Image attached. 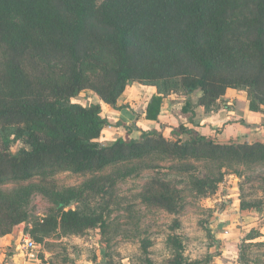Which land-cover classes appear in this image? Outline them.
<instances>
[{
	"label": "trees",
	"instance_id": "obj_1",
	"mask_svg": "<svg viewBox=\"0 0 264 264\" xmlns=\"http://www.w3.org/2000/svg\"><path fill=\"white\" fill-rule=\"evenodd\" d=\"M102 54L112 60L107 66ZM133 84L156 89L145 108L148 120L157 119L163 97L178 94L187 97L181 110L191 114L192 122L193 107L214 110L228 88L245 91L249 109L261 111L264 0H0V236L23 223L24 232L41 244L51 235H82L103 221L80 188L57 189L47 180L57 173L96 178L108 169L113 186L118 179L110 174L135 176L149 166L150 157L175 167L188 168L193 160L218 168L232 163L264 167V142H219L182 123L169 138L155 130L130 138L124 125V137L103 143L100 138L110 124L100 104L74 98L90 90L115 107ZM195 91L193 105L189 96ZM16 142L25 146L12 152ZM35 176L41 177L38 183L32 181ZM222 177L220 170L215 176H187L191 191L200 193H213ZM155 182L157 187L145 188L142 203L177 214L178 189L163 176ZM8 183H16L15 188L3 190ZM36 190L53 198L41 220L28 212L29 196ZM101 229L110 264V237L106 226ZM258 237L245 238L239 264H264L247 255ZM165 242L174 245L175 264H199L182 262L175 236ZM151 245L152 240L141 239L137 264H153Z\"/></svg>",
	"mask_w": 264,
	"mask_h": 264
},
{
	"label": "rangeland",
	"instance_id": "obj_2",
	"mask_svg": "<svg viewBox=\"0 0 264 264\" xmlns=\"http://www.w3.org/2000/svg\"><path fill=\"white\" fill-rule=\"evenodd\" d=\"M101 61L103 66H107L112 60L109 56L102 54ZM243 92L248 98L246 92ZM197 95L198 91H195L190 94L189 99ZM184 98L183 104L187 99ZM96 99L97 96L90 90H84L74 98L82 104L94 102ZM131 104L136 109L141 107L142 102ZM126 105L129 106V104ZM102 113L101 108V115ZM103 117L107 119L106 116ZM122 120H125V117ZM132 123H134L133 119L128 124L132 126ZM109 124L113 129L117 127V124L110 122ZM178 124L179 122L175 127ZM187 126L193 127L189 124ZM171 131L170 126H165L159 132L169 138ZM142 132L135 133L133 137L139 138ZM104 134L110 136L111 132L105 127ZM210 134V137L219 142L237 141L233 139V136L222 138L219 134V137H216L217 133L212 131ZM184 137L186 135H183ZM107 142L110 141L103 143ZM24 146L21 142H16L11 145L10 149L15 152ZM191 163L192 165L188 168L182 165L175 167L169 160L163 161L157 157H150L147 160L149 166L142 167L135 176L128 177L126 174L125 177L119 178L110 174L112 179H118L113 186L108 184L110 182L108 169L98 173L96 178L89 175L75 176L69 172L57 173L47 178L57 189L80 188L83 191L84 200L89 203L88 206L96 207L102 213L103 221L99 222L95 228L86 230L82 235L61 237L51 235L41 244L34 241L42 248L39 262L82 264L83 259L89 257L87 253L92 248L78 249V244L88 242L87 245H92L96 237L100 235L102 238V226H106V237H110L109 245L112 247L110 264H131L132 261L134 264L140 263L142 260L140 244L143 238L152 240L148 257L153 264H175L174 245L165 242L170 236H175L181 243L180 254L183 257L181 258L183 263L199 260V264H229L228 262L239 264V252L245 248V245H248L244 242L245 238L258 234L259 237L254 240L256 245L247 247V255L252 259L263 260L264 211L255 209L254 205L259 204L260 207H264V167L261 165L248 167L232 163L218 168L217 164L205 160H193ZM218 170L223 172V177L217 183L213 193L191 191L187 176H215ZM159 176L171 181L170 183L179 191L180 199L177 203L180 211L177 214L157 208H148L141 201L146 187L149 185L157 187V182L152 184V180ZM40 178V176H35L32 181L38 183ZM15 186L16 183H8L3 186V190L9 191ZM72 202L73 206L75 202ZM53 205L52 197L36 190L29 196L28 212L41 220ZM27 226L30 228L31 224ZM224 228H229L233 235L223 237ZM228 241H234L235 244L227 248L224 243ZM44 253H52L47 261L44 259ZM121 253L132 256V261L128 258L129 256L121 259Z\"/></svg>",
	"mask_w": 264,
	"mask_h": 264
},
{
	"label": "crops",
	"instance_id": "obj_3",
	"mask_svg": "<svg viewBox=\"0 0 264 264\" xmlns=\"http://www.w3.org/2000/svg\"><path fill=\"white\" fill-rule=\"evenodd\" d=\"M136 85L133 84L126 87L115 107L104 104L98 97L94 100V102L100 104L103 112L102 116H106L110 123H120L115 129L111 128V126L106 127V130L110 131L111 135H105L103 130L100 141L111 142L117 137H124L126 135L124 125L128 126L131 130L129 137L135 138L133 137L134 134L140 133V131H161L165 126H170L173 129L179 122V124L182 123L186 127H188V124L189 126H193L188 128L194 129L205 136H210V132L212 131L217 133L215 134L216 137H219L220 134L222 138L225 136H233V139L237 141L259 140L264 142V109L261 111H251L248 107L249 100L241 90L228 88L225 94L217 101L216 108L212 111L205 112L201 106L193 107L194 116L193 121L190 122L188 119L191 114L183 113L181 110L183 101L185 100L184 97L186 96L178 94H169L162 98L160 113L156 120L146 119L145 108L147 103L151 100V97L156 95V89L153 86ZM132 102H136V104L142 102V105H140V108L138 107L135 109L133 104H131ZM191 102L195 105L197 97H193ZM126 104H129V106ZM188 114H190V116ZM124 117L125 120H122ZM131 119H133L134 122L132 126L128 124ZM175 122L177 123L175 124ZM225 230L229 232L228 234H224L223 232V237L233 235L229 228H224L223 231ZM22 231H24L23 223L14 228L11 233L0 236V264H49L48 262H39V254L42 250L40 245L36 248V260H30L26 257V252L22 249L20 244V234ZM234 241H228L224 243V245H226L227 248L232 247L236 242ZM72 243L77 244L74 242ZM87 244L88 242H85V244H78V249L84 247L92 248L91 251L87 253L89 257H85L82 264H107V242L105 238H101L99 235L96 237V241L91 243L92 245ZM68 247L67 250H69ZM51 255L52 253H44L45 261H47V258H50ZM228 263L230 264V262Z\"/></svg>",
	"mask_w": 264,
	"mask_h": 264
},
{
	"label": "built area",
	"instance_id": "obj_4",
	"mask_svg": "<svg viewBox=\"0 0 264 264\" xmlns=\"http://www.w3.org/2000/svg\"><path fill=\"white\" fill-rule=\"evenodd\" d=\"M109 127V126H107ZM229 231L225 230L224 234H228ZM20 244L22 246V249L26 252V257L30 260H36L37 254H36V248L37 245L34 242V240L24 231L20 234Z\"/></svg>",
	"mask_w": 264,
	"mask_h": 264
},
{
	"label": "water",
	"instance_id": "obj_5",
	"mask_svg": "<svg viewBox=\"0 0 264 264\" xmlns=\"http://www.w3.org/2000/svg\"><path fill=\"white\" fill-rule=\"evenodd\" d=\"M72 203H73V202H70L69 205H68V207L72 206Z\"/></svg>",
	"mask_w": 264,
	"mask_h": 264
}]
</instances>
